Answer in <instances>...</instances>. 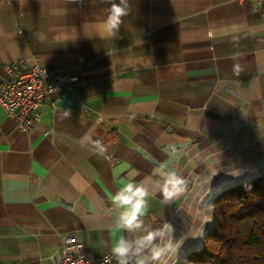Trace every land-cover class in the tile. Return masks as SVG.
Here are the masks:
<instances>
[{"label":"crops","instance_id":"crops-1","mask_svg":"<svg viewBox=\"0 0 264 264\" xmlns=\"http://www.w3.org/2000/svg\"><path fill=\"white\" fill-rule=\"evenodd\" d=\"M111 2L0 0V84L18 60L72 79L31 132L0 105V264H45L70 239L118 264L116 240L135 246L149 231L156 240L128 264H179L201 248L213 199L264 174L256 0H128L114 37L102 23ZM67 94L77 107L59 105ZM170 171L186 185L165 201ZM128 180L149 193L133 230L112 202Z\"/></svg>","mask_w":264,"mask_h":264},{"label":"trees","instance_id":"trees-1","mask_svg":"<svg viewBox=\"0 0 264 264\" xmlns=\"http://www.w3.org/2000/svg\"><path fill=\"white\" fill-rule=\"evenodd\" d=\"M179 264H264V174L213 199L201 248Z\"/></svg>","mask_w":264,"mask_h":264},{"label":"built area","instance_id":"built-area-1","mask_svg":"<svg viewBox=\"0 0 264 264\" xmlns=\"http://www.w3.org/2000/svg\"><path fill=\"white\" fill-rule=\"evenodd\" d=\"M264 14V0H256ZM5 77L0 84V105L14 119L16 127L24 132L36 129L41 109L48 95L60 90L72 81L53 69L25 60L9 62ZM45 264H115L111 254L98 258L90 256L86 246L72 239L66 240L58 258Z\"/></svg>","mask_w":264,"mask_h":264},{"label":"clouds","instance_id":"clouds-1","mask_svg":"<svg viewBox=\"0 0 264 264\" xmlns=\"http://www.w3.org/2000/svg\"><path fill=\"white\" fill-rule=\"evenodd\" d=\"M129 4L128 0H119V3L111 2L108 9V14L103 19L105 31L110 36H116L122 24V18L128 15ZM99 143V142H98ZM106 149L101 148L99 154H103ZM186 181L175 171L166 173L163 182L160 185V194L165 201L178 198L182 195ZM149 193L142 183H134L132 180L125 182L119 191L112 197V202L118 206L127 207V211L120 217L121 226L128 230L138 229L141 227L140 217L147 210V198ZM164 229L171 231V226L164 224ZM156 231H149L147 234L137 241L135 246L126 238H119L112 246V254L118 259V264H128L129 254L140 256L146 248L153 244L157 237ZM170 251L174 249L170 248ZM161 251H153L152 259L159 261ZM137 264H147V258L138 259Z\"/></svg>","mask_w":264,"mask_h":264},{"label":"water","instance_id":"water-1","mask_svg":"<svg viewBox=\"0 0 264 264\" xmlns=\"http://www.w3.org/2000/svg\"><path fill=\"white\" fill-rule=\"evenodd\" d=\"M59 105L61 106H67V107H70V108H75L77 107L76 106V103H75V99L74 97L71 95V94H67L65 96L64 99H62L60 102H59Z\"/></svg>","mask_w":264,"mask_h":264}]
</instances>
